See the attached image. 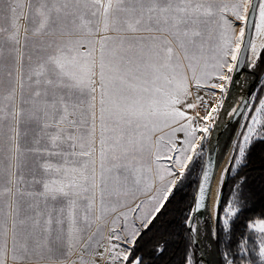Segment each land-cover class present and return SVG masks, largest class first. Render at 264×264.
I'll return each instance as SVG.
<instances>
[{
  "label": "snow or ice",
  "instance_id": "6c2138e0",
  "mask_svg": "<svg viewBox=\"0 0 264 264\" xmlns=\"http://www.w3.org/2000/svg\"><path fill=\"white\" fill-rule=\"evenodd\" d=\"M245 47L255 67L264 0H0V264H157L173 243L172 264H196L206 199L224 264H264V210L243 179L213 200L210 166L160 227ZM250 111L237 166L264 140V98Z\"/></svg>",
  "mask_w": 264,
  "mask_h": 264
},
{
  "label": "trees",
  "instance_id": "16d2710c",
  "mask_svg": "<svg viewBox=\"0 0 264 264\" xmlns=\"http://www.w3.org/2000/svg\"><path fill=\"white\" fill-rule=\"evenodd\" d=\"M259 59L256 61V65L254 67V74L258 77L264 70V52L259 50ZM262 94V87L258 86L255 92L254 100L251 104V107L256 105L258 98ZM237 121V120H236ZM235 121V122H236ZM203 151L201 152V164L203 161L204 152L206 150L205 143L202 142ZM232 167V160L229 161L226 169ZM225 169V185L222 193V200H228L233 193V188L235 184L240 182L243 179L245 183V194L249 198V201L252 205L253 212L259 213L261 210H264V140L260 139H253V142L247 149L246 153V166L239 165L235 168H231V171L226 172ZM200 168H198L191 178L185 181L186 186L184 189L179 192L175 196V199L172 201L171 204L166 205L167 213L165 214L164 218L161 221L160 227H166L168 224L175 225L179 219L178 211L180 209L186 208L192 200V196L195 193V187L197 184L198 176H199ZM221 188V187H220ZM220 190V189H219ZM216 220L214 216V232L216 231ZM214 248L217 254V261L219 264H224L223 252L224 248L220 244L217 238H214ZM194 252V259L196 264H198V253L195 247V242L192 248ZM179 255L177 251V244L173 243L170 248L169 252L164 255L157 264H172L173 261L178 260Z\"/></svg>",
  "mask_w": 264,
  "mask_h": 264
},
{
  "label": "rangeland",
  "instance_id": "374dc122",
  "mask_svg": "<svg viewBox=\"0 0 264 264\" xmlns=\"http://www.w3.org/2000/svg\"><path fill=\"white\" fill-rule=\"evenodd\" d=\"M259 3V0H258ZM255 20H258V14H255ZM259 50V49H258ZM249 53V52H248ZM252 56H249V54L246 57L245 64H244V71L242 73L244 77L242 83V93L241 96H245L247 98V104L244 107V110L240 114V116L237 118V121L235 122H229L227 126L224 128V130L218 135L216 139V150H217V157L219 161H222V158L228 151V161L226 166L228 165L230 160H233L234 156H237L236 152V146L239 142L242 141L241 133L245 131L244 125L249 122L248 117L253 114L251 113V104L254 100L255 92L258 86L262 87V94L259 98H264V72L260 76H256L253 72V66L251 65ZM230 87V85H229ZM228 87V89H229ZM228 91L224 94L218 93L216 95H210L208 94L207 98L205 99L208 101V103L211 106H216V104H222ZM240 98V97H239ZM257 103V102H256ZM238 104V101H237ZM236 104V105H237ZM247 109V110H246ZM200 111L201 115H206L207 111L206 109H198ZM232 114V113H231ZM230 114V116H231ZM218 113L215 114V119L217 117ZM229 116V117H230ZM215 119L208 122V133L203 140L205 143V148L209 145L210 141V135L212 132V129L214 127ZM198 127H203L204 123L200 122ZM177 139L182 140L184 139L183 133H177ZM199 136H203V133H197ZM255 138V137H254ZM253 138V139H254ZM212 148V147H211ZM231 148V149H230ZM211 150V149H210ZM216 157V158H217ZM237 165L232 163V169L235 168ZM226 169V167H225ZM225 169L223 171V175L225 172ZM264 175V173H263ZM222 176V175H221ZM221 180V178H220ZM220 182V181H219ZM220 189V183L218 184L215 199L217 197V194ZM214 199V200H215ZM214 216L215 213L213 212V218L212 221L210 218H208L207 213H203V218L200 220L198 216H196V223L199 226V234L194 233L196 237V243L195 247L197 249L198 253V264H219L217 261V254L214 248Z\"/></svg>",
  "mask_w": 264,
  "mask_h": 264
},
{
  "label": "water",
  "instance_id": "95a60500",
  "mask_svg": "<svg viewBox=\"0 0 264 264\" xmlns=\"http://www.w3.org/2000/svg\"><path fill=\"white\" fill-rule=\"evenodd\" d=\"M255 4H258V0H254ZM255 12L253 13L252 17H250L249 19V24H248V30H247V37H246V44H247V39H251L252 38V33H253V21L255 20ZM249 49H247V47H245V51L241 54V62H240V66L237 69V72H241V70L244 67L245 64V60L246 57L248 55ZM234 79H235V74H234ZM241 86H243V83L238 84V88L239 90L241 89ZM236 88V83L230 85L229 89H228V93H227V97H229L230 93L234 91V89ZM240 97V98H239ZM238 97V104L235 106V108L232 111V114L229 118H227V120L224 122V124L220 127L217 135L215 136L213 142H212V148L211 150L209 149V145L206 147V150L204 152V156H203V161H202V167L200 168V172H199V176H198V180L197 182H202V172L204 169H207L209 166L211 167V175H213L214 169H215V164H216V160H217V150H216V139L218 137V135L224 130V128L227 126V124L229 122H234L237 120V118L240 116V114L242 113V111L244 110L245 105L247 104V98L245 96H239ZM235 113V115L233 114ZM225 174V172H224ZM224 179H225V175H223ZM224 185H225V180H224ZM224 185L223 188L219 190L217 196L219 195L220 197H222V193H223V189H224ZM206 203H207V199H206ZM206 208V207H205ZM205 209L201 210L200 213H197L196 216H198L200 218V220H202L203 218V213H204ZM193 239L194 242L196 243V237L193 234Z\"/></svg>",
  "mask_w": 264,
  "mask_h": 264
},
{
  "label": "bare ground",
  "instance_id": "6f19581e",
  "mask_svg": "<svg viewBox=\"0 0 264 264\" xmlns=\"http://www.w3.org/2000/svg\"><path fill=\"white\" fill-rule=\"evenodd\" d=\"M254 33L255 32L253 31L251 39L256 40V36ZM256 43H259V40H256ZM258 49H257V51H258ZM248 54H249V56H252V53L250 50H249ZM243 72H245L244 68L241 70V72H239V79L236 80V88L234 89L233 92L230 93L229 97H227V95H226V97L222 103L223 107L218 112V115L215 119L214 127H213L211 135H210L209 149H211L212 142H213L215 136L217 135L220 127L224 124V122L227 120V118H229L230 114L232 113L233 109L235 108V106L237 104L238 97L241 96L242 93L244 92V91H242V86H241L240 90L238 88V84H240V83L242 84V81L245 77L242 75ZM227 161H228V151L224 155V157L222 158V161H219L218 157H217L215 169H214V172L212 175L214 177L215 183L211 184L212 199L213 200L215 199L217 187H218L221 175H222V173L226 167ZM205 213H207L208 218H210V220L212 221L213 211H212L211 204H209L208 201L206 203Z\"/></svg>",
  "mask_w": 264,
  "mask_h": 264
},
{
  "label": "crops",
  "instance_id": "0c3cea01",
  "mask_svg": "<svg viewBox=\"0 0 264 264\" xmlns=\"http://www.w3.org/2000/svg\"><path fill=\"white\" fill-rule=\"evenodd\" d=\"M254 34H255V33H254ZM263 72H264V70L262 71V73H263ZM262 73H261V74H262ZM261 74H260V75H261ZM213 93H215V95H216V94L219 93V91H218V90H207V95H205L204 98L206 99L207 96H208V94L213 95ZM201 95H204V94L201 93ZM191 114H192V112L189 111V115H191ZM162 163L165 164V166H167V165H169V164L171 163V161H162Z\"/></svg>",
  "mask_w": 264,
  "mask_h": 264
},
{
  "label": "flooded vegetation",
  "instance_id": "af4514ba",
  "mask_svg": "<svg viewBox=\"0 0 264 264\" xmlns=\"http://www.w3.org/2000/svg\"><path fill=\"white\" fill-rule=\"evenodd\" d=\"M260 50V49H259ZM259 50H258V52H259ZM253 69H254V67H253ZM254 73V72H253Z\"/></svg>",
  "mask_w": 264,
  "mask_h": 264
}]
</instances>
